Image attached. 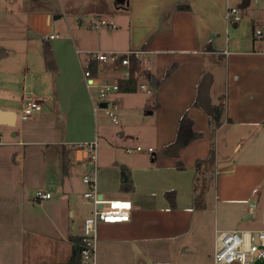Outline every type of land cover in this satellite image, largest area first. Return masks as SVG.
Wrapping results in <instances>:
<instances>
[{"label": "crops", "instance_id": "0c3cea01", "mask_svg": "<svg viewBox=\"0 0 264 264\" xmlns=\"http://www.w3.org/2000/svg\"><path fill=\"white\" fill-rule=\"evenodd\" d=\"M46 3L47 0H0V48L14 53V43L18 48L23 46L25 53L18 64L19 68L24 65V87L49 100L28 118L30 127L22 125L19 136L40 131L39 126L47 125L35 126V123L58 112L64 129L59 134L52 125L50 130L59 139L39 142H57L62 147L65 177L73 174V184L67 193H75L78 186L86 190L85 166L77 158L81 154L75 146L78 141L95 139L99 123L96 131L86 130L78 123L85 110L93 112L94 108L90 89L83 79L84 68L89 67L102 80L119 83V92L111 97L117 102L136 93L142 84H147L149 89L150 83L151 91L143 90L151 93L156 102L148 112L157 114L160 148L159 154L153 153L151 163L160 169L173 170L177 178L173 185L176 194L173 201L168 198L166 192L172 188L166 185L169 181L163 186L150 184L156 192L142 190L143 184L134 175L132 163L122 166L128 169L132 188L122 185L121 172L115 177L114 187L107 184L106 178L100 180L99 192L104 198H130L133 208L129 221L100 223L97 255L106 259L105 264H122L126 256L134 264H149L152 256H156L155 264L172 261L215 264L216 229L243 228V217L251 209L254 214L260 204L264 208V0H128L123 6L115 0H60L55 9ZM230 7L238 8V18L228 19ZM242 17L245 22L253 23L252 34L239 32ZM100 19L112 20L115 27L88 26L90 20ZM257 29L262 30V35H256ZM50 34L59 36L50 38ZM129 49L149 52L139 63L130 66L100 65L86 54L88 50ZM2 64L6 70L1 76L2 85L11 88L17 72L7 68L14 61ZM28 73L33 86L26 84ZM138 79H144L139 86ZM5 94L6 105L1 108L8 113L4 114V120H12L13 124H0L15 125L16 108H20L21 114L23 106L9 92ZM9 112H14L15 118ZM184 115L192 122L189 129L196 136L180 149L178 156L167 155L164 148L176 141ZM126 127L124 124L119 132L124 134ZM32 137L28 142L37 143ZM23 142L24 139L6 142L0 133V184L8 176L10 182L12 175L13 181L25 183L26 164H17L23 159L21 153L12 162L5 159L9 153L7 144ZM77 171L79 179H76ZM142 172L149 175L146 169ZM199 175L213 179V193L208 188L198 192L194 184ZM46 180L45 174L43 181ZM50 183L54 186L55 180L50 179ZM59 183L62 192L66 191L64 177ZM53 186L41 185L36 191H50L49 199H52L56 192ZM200 195L204 201L194 202ZM68 200L70 204L73 202L71 197ZM89 205L79 226L73 225L76 232L60 233L58 239L69 241L72 246L71 236L82 232L84 219L92 212L93 205L91 202ZM72 212L74 215L75 211ZM232 214L234 219L224 220V216ZM211 215V224L214 220L215 225L209 226L213 241L208 244L202 236L203 222ZM252 219L255 221L256 216ZM225 222L228 226L220 227ZM253 229H264V222L263 227ZM0 231L6 241V231L1 227Z\"/></svg>", "mask_w": 264, "mask_h": 264}, {"label": "rangeland", "instance_id": "374dc122", "mask_svg": "<svg viewBox=\"0 0 264 264\" xmlns=\"http://www.w3.org/2000/svg\"><path fill=\"white\" fill-rule=\"evenodd\" d=\"M13 3L16 4L15 1ZM59 3L60 0H47L46 6L48 5V7L55 9L58 8ZM14 4L12 7H14ZM9 5H11V2ZM15 7L17 9L19 6ZM123 12L124 11L121 10L120 14H123ZM241 20V24L238 27L241 35L252 34L253 23L248 21L245 22L244 17H242ZM85 22H88L87 19H85ZM116 22H118V20H116ZM7 44L8 42L5 39L4 46L7 47ZM14 47L16 49L14 53H11L9 49L0 48V59L3 60L0 61V110L3 111L1 106L6 105L5 101H3L6 92H9L10 96H13L15 100L19 101L18 105L20 106H24L26 98H38L40 99L42 108H44L49 100L29 91L31 90L29 87L26 86V89L24 87L25 74L22 73L24 65H22V68H19L18 60L19 58L21 59L25 51L23 50V46L21 48L16 47V43H14ZM7 60H13L14 64L10 65V68H6L17 72L11 88H6L2 85L1 79V76L6 72V70L3 69L4 65L2 63ZM143 80L144 79H138V86ZM27 82L30 86H33L30 73L27 75L26 84ZM148 84L149 89H152L151 84ZM92 93L94 96H97V91L95 89H92ZM118 103L119 110L117 112L119 123L114 122L104 110L98 109L96 111L94 108L93 112L85 110L78 119L79 125L86 128V130L91 128V130L96 131V124L99 123L97 135L99 181H104V178H106L107 184L109 186L113 185L114 187L115 177L120 176L122 166L132 163L134 175H136L138 181L143 184L141 185L142 190L156 192L155 188L150 186V184L155 183L159 186H163L165 185V181H169L166 185L172 186V188L168 191L174 192L173 196H175L176 191L173 189V185L175 181H177V178L174 176L173 170H167L166 168L160 169L155 163H151V160L155 157L153 153L156 152L159 154L160 151L157 145L159 140L157 114H150L148 112L151 107L156 104L153 95L141 89L139 86L136 93L126 95L125 99ZM19 111L20 108H16V114L18 112L17 124L10 126L0 124V133H2L4 141H22L23 139L25 141L22 145L7 144L5 148L9 149V153L5 159L9 158L12 162V160L14 161V157L16 158V156L21 153L23 159L17 161V164H26L24 184L18 180L13 181V175L10 179L11 183L9 182L10 176H8L0 184V227L6 231L7 235L5 241L2 231H0V264H66L70 258L72 246L69 241L62 242L58 237L62 233L66 235L69 231H72V233L74 231L76 232V230H73V225L79 226L82 216H85L84 211L86 212L88 207L90 208L89 204L91 201L84 198L83 193L87 188L85 190L83 186H78L75 189V193H67V191H69L68 189H70L73 184V174L71 172L70 176L65 177L66 169L64 164L66 165V163L63 162V156L61 154L62 147L57 142H39L41 140L57 141L59 139L58 136L51 135L54 133V130L52 131L50 128L53 129L51 126L54 125L57 132L59 131V134H61L64 129L62 125L64 121L61 119L60 114L55 112L53 116L44 117L42 120L37 121L35 126L41 124L47 126H39V129H41L40 131L36 133L30 132L28 136L21 138L19 136V131L22 125L24 124L27 128L30 127V125L27 124L29 122L28 119L23 120L19 118ZM124 124L127 125V127L125 128V133L122 134L119 132V129H121ZM31 135H33L32 138H34L35 141H38L37 143L28 142V140L31 139ZM139 145L142 147V150L137 149ZM149 147H152L153 150L149 151ZM1 158L2 156H0V160ZM2 165L5 166L4 163H2ZM136 167H144L149 175L142 172L144 169H141L142 171H137ZM3 168L6 169V167ZM78 168L80 169V167ZM78 171L76 172V179L80 177ZM45 174L48 177V180H46L47 182L43 181ZM63 177L65 178L64 189L67 190L64 192L66 193L62 192L63 188L59 183L63 180ZM207 177L208 178L201 176L196 179L197 182L194 185L197 184L198 192H205L208 188L209 191L211 190L213 193V179L209 176ZM50 179L53 181L55 180L54 186L50 183ZM41 185L44 187H56V192L52 199H44L41 202L35 199L36 189ZM70 197L73 200L71 204L68 200ZM203 201L204 199L201 195L194 199L196 203H201ZM73 210L75 211L74 215L72 212ZM253 215L256 216L255 221L252 219ZM211 217L212 215L210 217L208 216L203 222L202 236H204L203 239L208 244H211L213 241V237L211 238V232L209 230ZM234 218V214L228 217L224 216V220L227 221ZM243 218L244 223L241 225L243 228L263 227L264 208L262 204L255 210L254 214H252L250 210ZM214 225L215 222L213 220L211 226L214 228ZM221 225L220 227L228 226L226 222L221 223ZM192 236V234L189 235L187 239L189 240ZM4 243H6V245H4ZM212 253L213 252L210 251V255L213 256ZM204 255L207 258L206 252H204ZM155 257L152 256V259H150L148 263L155 264L153 261V259H156ZM124 258L125 261L122 264H134L132 261L128 260L127 256ZM105 262L106 259L102 260L96 254L94 264H105ZM156 264L164 263L160 262ZM169 264L179 263L172 261Z\"/></svg>", "mask_w": 264, "mask_h": 264}, {"label": "built area", "instance_id": "2783aa9c", "mask_svg": "<svg viewBox=\"0 0 264 264\" xmlns=\"http://www.w3.org/2000/svg\"><path fill=\"white\" fill-rule=\"evenodd\" d=\"M232 14L234 17H232ZM229 20L236 19L240 12L236 7H230L227 12ZM90 28H114L115 23L112 20L100 19L90 20ZM256 35H262V30L257 29ZM58 34H50V38L58 37ZM81 50H78L80 53ZM149 51L147 49H129L119 50H88L87 58L98 62L100 65L122 63L123 65H132L143 60ZM83 79L90 89V97L94 104V109H102L109 115L114 122L119 123L118 110L119 103L111 97L118 93L120 85L110 80H102L95 76L89 67L83 71ZM142 89H148L147 84L141 85ZM91 89L97 91L94 96ZM150 92L151 90L148 89ZM106 103V105H102ZM42 106L38 98H26L21 119H28L35 111L41 110ZM77 158L83 162L85 172L83 182L87 185V190L83 193L85 199L91 201L93 208L83 223L82 240L84 248L83 263L94 264L97 254L98 228L101 222L120 223L129 221L133 202L130 198H104L99 192V166H98V138L91 141H80L76 144ZM138 150L142 147L137 146ZM130 151V149L128 148ZM152 151V147H149ZM52 197V192L37 190L36 200H44ZM252 210V209H251ZM251 213H253L251 211ZM261 262V263H260ZM215 264H264V229L253 228H234V229H216L214 246Z\"/></svg>", "mask_w": 264, "mask_h": 264}, {"label": "trees", "instance_id": "16d2710c", "mask_svg": "<svg viewBox=\"0 0 264 264\" xmlns=\"http://www.w3.org/2000/svg\"><path fill=\"white\" fill-rule=\"evenodd\" d=\"M49 55H51V51H49ZM134 64V63H132ZM133 71V70H132ZM133 73V72H132ZM192 122L184 115L180 120V128L176 141L171 144H168L164 148V153L171 156H178L180 149L185 146L196 134H192L190 131V126ZM121 181L122 185L127 188H132V180L130 178V174L126 167H122L121 169ZM167 196L169 199L174 200V192L167 191ZM39 201V200H37ZM72 241V252L69 260L66 264H84L83 263V240H82V232L79 235L71 236Z\"/></svg>", "mask_w": 264, "mask_h": 264}, {"label": "water", "instance_id": "95a60500", "mask_svg": "<svg viewBox=\"0 0 264 264\" xmlns=\"http://www.w3.org/2000/svg\"><path fill=\"white\" fill-rule=\"evenodd\" d=\"M115 3L118 4V5H122L123 6L126 3H128V0H115ZM102 105H106V103H103ZM6 113H8V112L2 111V110L0 111V123L13 124L12 120L11 121L4 120V114H6ZM9 113H12L13 117L15 118V115H14L15 113L14 112H9Z\"/></svg>", "mask_w": 264, "mask_h": 264}]
</instances>
